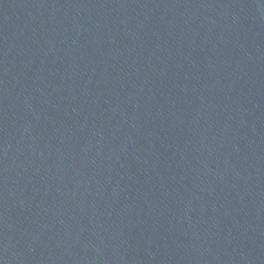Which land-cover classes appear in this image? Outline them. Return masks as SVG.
<instances>
[{
  "label": "water",
  "instance_id": "obj_1",
  "mask_svg": "<svg viewBox=\"0 0 264 264\" xmlns=\"http://www.w3.org/2000/svg\"><path fill=\"white\" fill-rule=\"evenodd\" d=\"M0 264H264V0H0Z\"/></svg>",
  "mask_w": 264,
  "mask_h": 264
}]
</instances>
